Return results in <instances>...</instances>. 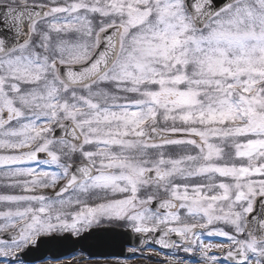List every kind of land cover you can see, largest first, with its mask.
Here are the masks:
<instances>
[{"label": "snow or ice", "instance_id": "snow-or-ice-1", "mask_svg": "<svg viewBox=\"0 0 264 264\" xmlns=\"http://www.w3.org/2000/svg\"><path fill=\"white\" fill-rule=\"evenodd\" d=\"M0 188V264H264V0H0Z\"/></svg>", "mask_w": 264, "mask_h": 264}, {"label": "water", "instance_id": "water-1", "mask_svg": "<svg viewBox=\"0 0 264 264\" xmlns=\"http://www.w3.org/2000/svg\"><path fill=\"white\" fill-rule=\"evenodd\" d=\"M41 251L47 252L49 255L54 254L59 258L68 256L77 251H82L91 258L128 257L127 253L123 256L120 255L121 247L114 242L112 234L102 231L94 232L90 237L79 242H75L71 237H67L63 241L46 246Z\"/></svg>", "mask_w": 264, "mask_h": 264}, {"label": "flooded vegetation", "instance_id": "flooded-vegetation-1", "mask_svg": "<svg viewBox=\"0 0 264 264\" xmlns=\"http://www.w3.org/2000/svg\"><path fill=\"white\" fill-rule=\"evenodd\" d=\"M4 191H7V190L6 189H3V188H0V192H4ZM94 264H100V263H94ZM141 264H144V263H141Z\"/></svg>", "mask_w": 264, "mask_h": 264}]
</instances>
